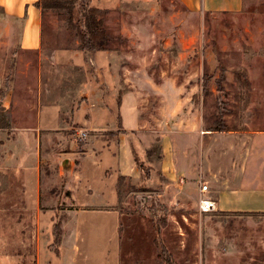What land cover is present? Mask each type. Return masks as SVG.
Here are the masks:
<instances>
[{
    "label": "rangeland",
    "instance_id": "374dc122",
    "mask_svg": "<svg viewBox=\"0 0 264 264\" xmlns=\"http://www.w3.org/2000/svg\"><path fill=\"white\" fill-rule=\"evenodd\" d=\"M91 6L101 10L106 24L110 63L107 53L80 51V40L67 33L65 19L55 11L37 10L40 54L22 52L26 13L15 17L0 6L4 252L31 255L36 229L41 244L48 237L51 242L43 262L58 255L56 228L60 237L62 227L74 222L68 185L77 192L82 172L85 184L103 191L88 198L91 189L77 192L82 209L108 212L82 217L84 224H105L101 231L86 225L81 230L79 247L91 249L89 264H159L152 242L155 223H164L160 236L171 264H264V213H202L200 183L184 175L189 148L195 159L194 128L205 130L219 119L224 132H264V0H242L239 10L215 11L201 3L193 11L182 0H74L79 23ZM134 107L137 111H131ZM90 144L110 145L125 155L131 146L133 162L141 166L135 162L129 177L121 171L125 159L119 170L109 159L94 166L89 157L83 160ZM33 165L42 196L49 195L42 204L54 210L40 217L10 209L22 205L12 195L32 176ZM104 169L116 188L112 179L103 182ZM217 198L220 207H233L231 198Z\"/></svg>",
    "mask_w": 264,
    "mask_h": 264
},
{
    "label": "crops",
    "instance_id": "0c3cea01",
    "mask_svg": "<svg viewBox=\"0 0 264 264\" xmlns=\"http://www.w3.org/2000/svg\"><path fill=\"white\" fill-rule=\"evenodd\" d=\"M36 1L37 0H0V6L3 7L7 13L15 17L24 16V13H26L25 23L20 37V50L22 52L40 54L41 24L38 11L34 6ZM217 1L220 2V5L216 3ZM182 2L193 11L198 8L200 3L203 9L207 11L239 10L242 7V0H182ZM226 2H228L227 5ZM94 53H97V57H101V53H107L106 58L109 63L110 59H112L111 50L96 51ZM99 65L101 64L99 63ZM123 108L124 102L121 111H123ZM131 111H137V107L131 108ZM194 129H198L192 132L196 146L194 151L195 159H193L192 150L189 148V169L185 174H182H188L190 178L195 179L194 181L207 183L209 187L208 197L216 201L217 210L219 211L247 214L264 213V132L251 130H230L221 133L208 132L201 129V126ZM132 149L133 148L129 146L128 152H126L127 155H125V151L123 154H119L118 149L117 152L116 150L112 151L110 145L90 144L86 148L83 160L89 157V159L93 161L94 166H98L102 162L101 160L109 159L113 161V166L117 167L119 170V168L121 169L123 159H125L127 165L124 166V170L121 169V171L122 174L129 177V175H131L130 171H133L135 167ZM199 155L201 161L197 164L196 160H198ZM191 158L193 159L192 163L190 160ZM164 167L165 166L162 165L161 171L163 172L165 171ZM107 168H109V166L105 169ZM30 169L32 176L28 178L27 181L25 180L21 185V189L12 195V198L21 199L22 205H13L10 209L18 211L15 212V214L20 213L22 210H26L29 214L32 212L36 217L45 216L54 210L52 208L49 210V207H44L42 204V198L45 200L49 195L46 193L45 196H42L40 192L38 167L33 165ZM105 169L103 170L104 173L102 176L103 182L112 179L113 186L116 188L114 178L107 177V175H105ZM18 172L19 170L17 173ZM134 175L135 174H133V176ZM139 176V172H137V178H139ZM78 179L79 182L76 186L80 188H78L77 192L83 189L84 191H87L85 189H91L92 191L90 195L85 193L87 198L103 193L101 190L102 187L98 189L89 183L85 184L86 181L82 172L79 173ZM68 186L70 189L72 188L71 190L69 189V202L71 205L75 206L73 214L74 222L68 228H66L67 225L62 227L63 232L60 233L56 249L58 255L43 262L42 254L44 251L49 253V250L46 249L51 247V242L48 237L43 239L45 243L41 244L40 235L42 234L39 233V231L37 232L36 229L30 240L32 245L31 255L24 256L18 252L7 255L4 252V247H7L4 243L5 239L2 234H0V264H81L79 263V259L81 258H83L82 264L90 263L89 258L91 249L89 246L85 244V246L82 247L83 250L79 247V242H81V237L83 236L82 228L86 225L85 227L87 230L101 231L104 229L105 224H84L82 223V217L84 218V214L95 215L96 213L108 215V212L83 210L84 204H79L76 190H74L73 186ZM224 195L232 199L233 207L225 208L224 206H219L221 201H219L217 197ZM6 197H9V195H6ZM85 207L91 208L88 207V205ZM16 223L19 224V220L16 221ZM115 228V232L117 233V227L113 225V230ZM115 232L113 236H115ZM84 242L87 241L85 240ZM18 245L20 246L19 243ZM19 246L17 248H19ZM64 252L69 255H64ZM116 264H118V262H116Z\"/></svg>",
    "mask_w": 264,
    "mask_h": 264
},
{
    "label": "trees",
    "instance_id": "16d2710c",
    "mask_svg": "<svg viewBox=\"0 0 264 264\" xmlns=\"http://www.w3.org/2000/svg\"><path fill=\"white\" fill-rule=\"evenodd\" d=\"M74 0H37L34 3L35 8L43 14L46 11H55L57 14L61 15L66 21V31L68 34L78 38L80 43L78 49L82 52H96L106 50L105 42L107 39L106 34V24L102 18H99L101 10L97 7H85L83 13V21L78 22L76 17V12L73 8ZM202 86L203 92H206V85ZM208 132H224L226 131V126L220 123L219 119H216L212 126H209L205 129ZM134 157V156H133ZM137 166H141L137 163ZM140 169V167L138 168ZM144 169H141V174ZM124 177L120 176L117 181V198L120 201L122 198V183ZM164 224V223H163ZM163 224H154L155 237L152 242L158 253L155 258L156 262L159 264H171L170 255L163 244V241L160 236V230ZM55 244L58 245L59 242V233L56 228L55 233ZM158 264V263H156Z\"/></svg>",
    "mask_w": 264,
    "mask_h": 264
},
{
    "label": "built area",
    "instance_id": "2783aa9c",
    "mask_svg": "<svg viewBox=\"0 0 264 264\" xmlns=\"http://www.w3.org/2000/svg\"><path fill=\"white\" fill-rule=\"evenodd\" d=\"M85 136V134H82ZM200 186H199V202H198V209L202 213H209L217 210V203L215 200H213L210 197H207L209 194V187L207 184L202 183L199 181Z\"/></svg>",
    "mask_w": 264,
    "mask_h": 264
},
{
    "label": "water",
    "instance_id": "95a60500",
    "mask_svg": "<svg viewBox=\"0 0 264 264\" xmlns=\"http://www.w3.org/2000/svg\"><path fill=\"white\" fill-rule=\"evenodd\" d=\"M64 164H66V163L64 162Z\"/></svg>",
    "mask_w": 264,
    "mask_h": 264
}]
</instances>
